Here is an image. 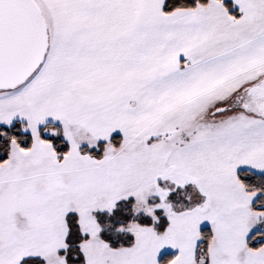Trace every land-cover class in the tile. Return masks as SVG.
I'll return each instance as SVG.
<instances>
[{"label":"snow or ice","instance_id":"1","mask_svg":"<svg viewBox=\"0 0 264 264\" xmlns=\"http://www.w3.org/2000/svg\"><path fill=\"white\" fill-rule=\"evenodd\" d=\"M236 6L0 0V124L32 138L0 130V264H161L166 247V264H264V185L238 173L264 172V0Z\"/></svg>","mask_w":264,"mask_h":264},{"label":"trees","instance_id":"2","mask_svg":"<svg viewBox=\"0 0 264 264\" xmlns=\"http://www.w3.org/2000/svg\"><path fill=\"white\" fill-rule=\"evenodd\" d=\"M176 3L179 4L181 2H185L188 4H194L195 0H169V3ZM226 6L229 7V10L232 14L234 15H239V12L232 7V2L229 0H225ZM26 123L24 122H17L15 123L13 126H11V128L9 127H0V130H4L9 132L10 135H16L18 137H27V139L22 140V146H30L31 144V133L30 131L25 133L22 131L21 129V125H24ZM49 127H53V128H58L61 129L59 126H54V125H49L46 127H43L41 129V133H42V137L46 138V139H51L53 141L54 147H56L58 152H64L67 151L68 148L70 147L69 144L63 139L62 136V132H60V134L58 136L53 137L49 132H45L44 130L46 128ZM123 139V137L121 135H115L111 138L112 142L116 145L119 146L120 141ZM107 142H101L98 144L99 147V151L96 149H89L87 147L83 148L82 151H88L90 153L95 154L97 157H100L103 153L104 147L106 145ZM244 172H251V171H247V170H243V171H239L238 173L243 174ZM242 178L245 179V182L247 183H252L255 184L256 186H262L264 185V174H260V173H255V172H251V175L249 176H243ZM259 181V182H258ZM170 199H172L175 202H179L182 197H178L177 195H173ZM128 206V205H125ZM161 210H159L158 214L162 215ZM100 216V219L102 221H104L106 219V213H101L98 214ZM120 213H117V216H119ZM115 219V218H114ZM119 222V221H117ZM143 223H150V218H144V220L142 221ZM166 225V217L162 216V224L160 225V230H163L164 226ZM202 231H210V226L204 227L202 228ZM263 232V231H261ZM255 234V233H254ZM252 234V235H254ZM251 235V236H252ZM110 239H114L116 242L122 241L125 239L124 234H118L115 237L109 236ZM128 239H132V237L129 235ZM250 245L253 247H258L261 244H264V236L257 238L256 240H252L251 237L249 239ZM174 254H166L162 257V259L160 260L161 264H166V261L168 259H171L172 257H174Z\"/></svg>","mask_w":264,"mask_h":264},{"label":"crops","instance_id":"3","mask_svg":"<svg viewBox=\"0 0 264 264\" xmlns=\"http://www.w3.org/2000/svg\"><path fill=\"white\" fill-rule=\"evenodd\" d=\"M229 1L232 2V0H229ZM234 8L239 12V7H238V6H236V7H234ZM239 14H240V13H239ZM17 122H24V123L27 124V121H26V120H22L21 118L17 117V118L13 121L12 126H13L15 123H17ZM49 125L59 126V127L61 128V132H62V123H61L60 121H55V120H54L53 118H51V117H49V118L47 119V121H46L44 124H42V125L40 126V129H42L43 127L49 126ZM0 127H7V126H6V125H2V124H0ZM115 135H121V136H122V132H121L120 130H117L116 132H114V133L112 134L111 138H112L113 136H115ZM62 136H63V133H62ZM63 139L68 143V141L65 139L64 136H63ZM101 142H107V141L100 140V141H98V144L101 143ZM85 143H86V144H85ZM85 143H83V144L81 145V150H82L83 148H85V145H88L87 142H85ZM68 144H69V143H68ZM69 146H70V144H69ZM247 171H249V170H247ZM260 174H264V173H260ZM250 237H251V235H249V239H250Z\"/></svg>","mask_w":264,"mask_h":264},{"label":"rangeland","instance_id":"4","mask_svg":"<svg viewBox=\"0 0 264 264\" xmlns=\"http://www.w3.org/2000/svg\"><path fill=\"white\" fill-rule=\"evenodd\" d=\"M123 137V135H122ZM86 144V143H85ZM85 147L89 148L88 145H85ZM89 149H96L95 147L93 148H89ZM243 170H249L251 172H255V173H264V172H258L257 170L255 169H250L249 166H242L241 169H238V172L239 171H243ZM163 211V210H161ZM207 226H210V224L208 222H204V224L201 226V229L204 228V227H207ZM263 231L264 232V223H261L259 225H257L254 229H253V232L250 233V235L254 234V233H257V232H261ZM178 253V250H173L171 249L170 247H166L165 249L162 250L160 256L158 257L159 261L162 259V257L166 254H174L176 255Z\"/></svg>","mask_w":264,"mask_h":264}]
</instances>
